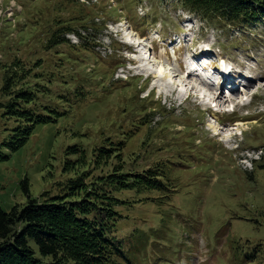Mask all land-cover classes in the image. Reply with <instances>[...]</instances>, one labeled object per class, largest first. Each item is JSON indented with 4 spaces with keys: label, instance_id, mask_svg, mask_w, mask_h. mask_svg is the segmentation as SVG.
<instances>
[{
    "label": "rangeland",
    "instance_id": "obj_1",
    "mask_svg": "<svg viewBox=\"0 0 264 264\" xmlns=\"http://www.w3.org/2000/svg\"><path fill=\"white\" fill-rule=\"evenodd\" d=\"M83 1L0 0V32L6 26L0 55L9 63L39 62L57 85L52 93L70 102L58 105L64 117L38 125L15 151L2 145L11 123L0 109V157L6 156L0 159L1 208L9 212L26 202L25 181L34 198L59 194V184L70 176L65 164L79 156L70 147L89 156L94 148L116 143L130 169L140 173L166 163L175 182L169 200L157 191L118 194L124 203L118 206L117 237L126 243L135 238L136 264H264V24L220 29L184 13L175 0H89L95 8ZM80 12L82 22L74 15ZM82 27L92 31L79 39L75 33ZM124 32L136 40L129 44L147 47L130 54ZM142 51L150 58L147 65L137 61ZM189 52L197 69L201 56L241 69L219 91L232 92L234 99L215 108L234 107V113L207 111L206 98L220 87L201 95L193 89L198 78L180 76V60ZM160 67L174 80L184 78L182 86L158 77ZM207 70L217 79L216 70ZM188 94L193 97L187 100ZM239 144L260 160L242 162L233 150ZM244 241L250 244L243 249L256 251L250 262L240 252Z\"/></svg>",
    "mask_w": 264,
    "mask_h": 264
},
{
    "label": "trees",
    "instance_id": "obj_2",
    "mask_svg": "<svg viewBox=\"0 0 264 264\" xmlns=\"http://www.w3.org/2000/svg\"><path fill=\"white\" fill-rule=\"evenodd\" d=\"M85 1L92 6L89 0ZM175 3L182 11L220 29L245 31L264 24V0H175ZM76 6L81 10L85 7L79 2ZM74 15L76 21L82 22V12ZM51 26L46 25L47 34ZM5 28L0 35L5 34ZM90 31L92 28L82 27L75 34L82 39L81 34ZM7 58L3 53L0 55V109L11 128L2 145L15 151L30 140L38 125L64 117L67 112L59 109L60 103L70 102L57 99L52 93L57 85L39 62L28 65L14 58L9 63ZM119 146L108 143L94 148L89 156L82 148L70 147L68 150L79 156L65 164L63 172L70 176L59 184V194L45 192L34 198L30 195L29 182L25 181L26 202L13 206L9 212L0 206V264L138 263V252L131 249L138 248L135 238L126 243L117 237L121 219L118 206L124 203L118 194L157 191L169 200L176 192L175 182L167 174L171 167L166 163L140 173L130 169L121 160L125 156ZM263 224L264 218L260 225ZM240 243V252L250 262L256 251L248 253L243 246L248 249L250 243Z\"/></svg>",
    "mask_w": 264,
    "mask_h": 264
},
{
    "label": "bare ground",
    "instance_id": "obj_3",
    "mask_svg": "<svg viewBox=\"0 0 264 264\" xmlns=\"http://www.w3.org/2000/svg\"><path fill=\"white\" fill-rule=\"evenodd\" d=\"M126 37H127V41L129 42H132V41H136V40H133V35H131V32H126ZM132 40V41H131ZM137 43V45L136 46H138V48L139 49H141L140 48V46H142V47H144V48H146L147 47V44L146 43H142L141 41L140 42H136ZM139 44V45H138ZM141 50H143V49H141ZM146 53H144L143 51H142V53H140V56L137 58V61L138 62H140L141 64H143V62L144 63H146V65L147 64H149V57H147L146 55H145ZM145 55V56H144ZM182 70L183 69H181L180 70V72H182ZM148 73V72H147ZM157 76L158 77H162L163 78V81L164 82H169V83H171L172 82V80L173 81H175V82H177L178 83V85L179 86H182V81H184V78H181L179 81L178 80H174V77L170 74V73H168L167 72V70H164L162 67H160V69L159 70H157ZM183 74V73H182ZM182 74H180V75H182ZM156 76V75H155ZM184 76V75H183ZM189 77H191V81H197V76L196 75H194V72H191V74H189L188 75V77H187V80L189 79ZM178 79H179V77H178ZM215 80V79H214ZM187 82V81H186ZM193 86V84H190L189 85V87H192ZM210 87V84H209V82H207V81H204V80H201V82H198V85H196L193 89H195L196 90V92H199L201 95H203V93H204V91H206V90H209V89H207V88H209ZM180 91L182 92V93H184V94H187V90L185 89V88H180ZM234 94H232V92H229L228 94H227V96H225L224 95V92H216V96H214V98H212V97H209V98H206V100L207 101H210V102H212L213 104H217V103H222L223 105H224V99H226V101L225 102H232V100L234 99ZM234 101H236V100H234ZM204 105H205V103H204ZM217 107H218V105H216ZM241 124H239V126H240ZM225 136L226 137H228L229 136V134L227 133V134H225Z\"/></svg>",
    "mask_w": 264,
    "mask_h": 264
}]
</instances>
